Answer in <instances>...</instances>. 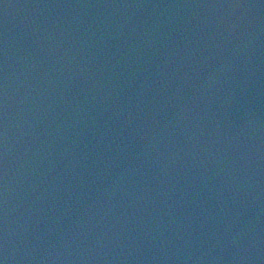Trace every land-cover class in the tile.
Segmentation results:
<instances>
[{"label":"water","instance_id":"obj_1","mask_svg":"<svg viewBox=\"0 0 264 264\" xmlns=\"http://www.w3.org/2000/svg\"><path fill=\"white\" fill-rule=\"evenodd\" d=\"M3 264H264V0H0Z\"/></svg>","mask_w":264,"mask_h":264},{"label":"snow or ice","instance_id":"obj_2","mask_svg":"<svg viewBox=\"0 0 264 264\" xmlns=\"http://www.w3.org/2000/svg\"><path fill=\"white\" fill-rule=\"evenodd\" d=\"M0 264H3V261H0Z\"/></svg>","mask_w":264,"mask_h":264}]
</instances>
